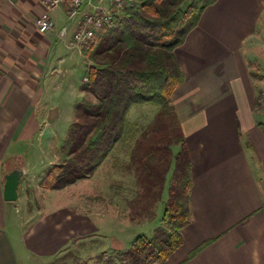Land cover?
I'll return each mask as SVG.
<instances>
[{
	"label": "crops",
	"instance_id": "0c3cea01",
	"mask_svg": "<svg viewBox=\"0 0 264 264\" xmlns=\"http://www.w3.org/2000/svg\"><path fill=\"white\" fill-rule=\"evenodd\" d=\"M94 3L115 5L110 0ZM58 8L49 12L52 22L59 11L77 20L79 15L69 18L66 8ZM41 11L37 0H0V264H50L71 243L102 236L91 221L96 206L81 198L111 153L91 176L61 189H44L37 180L53 164L41 165L36 174L27 152L51 124L44 108L47 82L64 76L66 63L82 64L77 81L81 96L92 64L85 54L90 47L74 44L77 22H53L40 33L22 18ZM263 30L264 0H215L174 48L182 78L170 99L189 152L190 212L180 229L181 245L166 260L151 264H264V125L255 118L264 109V103L256 108L262 104L258 95L264 79L253 75V68L264 67L257 52ZM141 106L154 108L155 114L158 110L151 104L132 105L129 120ZM14 167L22 168L23 175L17 199L9 202L3 198L4 176ZM32 184L41 204L17 217L23 197L19 191L33 189ZM103 190L109 192L107 186Z\"/></svg>",
	"mask_w": 264,
	"mask_h": 264
},
{
	"label": "trees",
	"instance_id": "16d2710c",
	"mask_svg": "<svg viewBox=\"0 0 264 264\" xmlns=\"http://www.w3.org/2000/svg\"><path fill=\"white\" fill-rule=\"evenodd\" d=\"M214 1L140 0L113 15L97 42L85 50L92 61L81 85L85 97L75 102L60 159L39 180L44 189H61L91 176L120 146L128 150L127 167L138 186L135 201L153 205L172 169L161 224L151 237L139 234L132 240L124 252L130 258L127 264L164 261L182 243L180 229L190 212L191 166L170 99L182 78L173 51ZM141 103L158 110L147 126L136 128L128 109ZM173 146L179 147L176 153ZM130 209L131 216L139 213L134 204Z\"/></svg>",
	"mask_w": 264,
	"mask_h": 264
},
{
	"label": "rangeland",
	"instance_id": "374dc122",
	"mask_svg": "<svg viewBox=\"0 0 264 264\" xmlns=\"http://www.w3.org/2000/svg\"><path fill=\"white\" fill-rule=\"evenodd\" d=\"M139 1L132 0V4H136ZM92 2L94 3V0H92ZM82 5L83 8L86 7L85 2ZM58 7L62 6H57L53 8L54 10L51 9L50 11L53 10L54 12L56 9H59ZM43 12L44 10L42 8L40 14ZM53 12L51 14L52 16ZM121 12V10H118L115 13V16L121 15ZM40 14L34 17L31 12H28L26 16L22 15V18L26 20L25 23L36 27L35 20L40 16ZM57 14L56 20H53L54 25L59 23L65 24L66 20L69 24L74 22L75 25L76 22L78 23L80 18L78 16L77 20L74 19L75 21H72L66 18L64 11H59ZM102 33H104V31H101L100 35ZM96 37L92 40V42H97ZM259 42H261L260 44H263L261 46V51L258 50L257 52L258 55L264 59V33H262V37ZM88 44H90V42ZM88 44H85L88 46L86 48L91 47V45ZM80 65L82 64L72 65L71 63H66L65 66L61 68V70L64 71V76H60L59 80L55 82H47L48 86L46 96L44 97L46 101L44 108L45 111L47 109L45 113L46 119L50 121L51 124L46 126L41 135L33 140L34 142L32 141V145L27 149L31 159V165L34 167V172L36 174L41 168V165H48V163L54 164L61 156L60 148L62 142L66 136L69 124L74 119L75 102L85 97V93L79 96L80 91H78L77 86V81L80 78V72L78 69ZM253 69H255L253 71L254 77L260 80L264 79L263 66H258ZM259 91L260 94L258 95V98L262 100V104L260 102L256 108H262L264 103V91L262 88L259 89ZM154 115V108L150 106H141L137 107L131 113L130 120L136 121V128H142L151 122ZM255 118L258 122H262L264 125V109L262 113L257 114ZM175 147L176 146L172 147L173 151L175 150ZM113 158L117 159L116 163H113ZM128 163V150L126 148L121 149L120 146H117L107 158L104 167L98 175L89 183L90 189L84 190L85 196L81 198L82 202L91 203L96 206L97 213L94 212L95 216L92 217L91 221L93 225H97L100 228L102 236L94 240L87 239L82 241L81 244L71 243L72 245L67 247L68 249H65L55 255L52 260L53 262L50 264H127L130 262V258L124 254L125 250H120L121 246L129 249L132 240L137 235L143 234L146 237H150L152 235L151 233L153 228L160 224L159 218L163 213L165 203L168 198V187L172 180V169H170L166 175V183L164 185L165 190L162 191L158 201L153 205H145L147 202L139 204L138 200L137 202L135 201L138 195V186L135 182L132 170H129L127 167ZM50 166L51 165H49V167ZM100 179H103L101 182L103 187L100 183ZM37 182H39V180H37ZM31 183H33V181H31ZM105 185L107 186V190H109V192H105L103 190L106 189ZM30 186H33V189L26 187V189L21 188L19 191L20 195L23 197L24 194L27 193L26 196L30 197L31 201L29 205L26 206V199H24L25 197H22L21 205L19 204V206H17V209L19 210L17 212V217H24L23 211L24 209L27 210V207L28 210L31 209V207L35 209V207H39V204H41L42 200H35L36 194L38 193L36 186H34V184ZM50 192H53L52 194L55 196L58 194L57 191ZM94 193H97L94 197L87 196V194L92 195ZM42 198H44V196ZM130 202H134L133 204L136 208L135 211L139 212L136 216H131L134 211H131L130 209V206L133 208V204ZM110 205H113V214L109 212ZM152 214L154 216L151 217ZM116 215L119 217L116 218ZM22 220L18 223L20 224L19 226L21 229L25 228V224ZM115 238H118L121 243ZM99 239L102 242H100ZM45 263L46 262L42 264Z\"/></svg>",
	"mask_w": 264,
	"mask_h": 264
},
{
	"label": "built area",
	"instance_id": "2783aa9c",
	"mask_svg": "<svg viewBox=\"0 0 264 264\" xmlns=\"http://www.w3.org/2000/svg\"><path fill=\"white\" fill-rule=\"evenodd\" d=\"M43 8L44 12L35 20V25L40 33H45L53 26V22L49 16V11L57 6H63L67 10V16L74 18L79 15L78 26L74 33V44L88 47L85 44L93 45L100 36V32L105 29L107 24H110L113 15L117 10L124 9L127 6L133 5L132 0H110L115 2V5L105 4L99 5L92 0H37ZM139 1V0H136ZM86 7L83 8V3ZM136 3V2H135ZM114 6V7H113ZM259 112V109H257Z\"/></svg>",
	"mask_w": 264,
	"mask_h": 264
},
{
	"label": "water",
	"instance_id": "95a60500",
	"mask_svg": "<svg viewBox=\"0 0 264 264\" xmlns=\"http://www.w3.org/2000/svg\"><path fill=\"white\" fill-rule=\"evenodd\" d=\"M23 175L22 168L14 167L4 176L3 198L6 201H14L18 197V186L21 176Z\"/></svg>",
	"mask_w": 264,
	"mask_h": 264
}]
</instances>
